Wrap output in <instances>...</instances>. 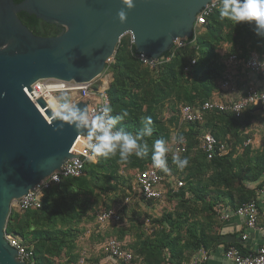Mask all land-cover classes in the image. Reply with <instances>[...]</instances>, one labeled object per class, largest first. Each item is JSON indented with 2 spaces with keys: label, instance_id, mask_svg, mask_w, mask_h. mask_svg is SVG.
I'll return each instance as SVG.
<instances>
[{
  "label": "trees",
  "instance_id": "obj_1",
  "mask_svg": "<svg viewBox=\"0 0 264 264\" xmlns=\"http://www.w3.org/2000/svg\"><path fill=\"white\" fill-rule=\"evenodd\" d=\"M218 7L209 16L208 23L189 39V44L164 53L171 55V59L153 67L143 64L128 35L122 37L110 65L112 79L107 94L113 109L111 114L127 112L116 129L122 128L134 136L143 127L142 119L151 117L153 132L140 141L147 143L149 151L143 158L133 154L122 160L117 152L108 158L86 159L83 174L63 178L52 185L44 192L41 207L12 208L6 231L20 236L33 249L34 264H77L80 258L78 238L84 232L83 223L95 219L100 211L113 208L122 191L128 192L127 198L131 200L140 196L149 204L159 202L135 191L132 181L143 170L154 167L152 145L158 139H163L169 148L165 154L169 170H161L165 177L164 200L178 204L174 210L151 219L156 227L152 234L143 236L142 232L134 242L125 244L133 251L135 261L190 264L200 249L217 253L221 245L222 250L236 245L242 253H248L239 238L232 242L223 240L227 236L242 235L244 228L224 233L227 222L220 218L218 206L235 211L240 205L257 200L260 209L257 224L264 227V204L260 194V190H264V140L261 148H255L251 132L257 118L264 115L253 111V106L240 116L231 111L202 110L203 120L193 122H184L180 115L182 104L201 108L221 92L230 55L236 54L244 60L251 58L254 51L264 55V41L257 38L252 27L248 23L237 24L221 18ZM18 15L36 34L60 32L51 33L50 29L42 32L37 26L41 20L35 15L26 12ZM221 50H224L222 54ZM194 58L196 63L192 64ZM261 75L264 79V71L259 73ZM102 83L98 78L94 88L98 89ZM258 90L264 91V87ZM173 131H176L177 140L183 138L180 144L185 147L184 152L175 153L170 143ZM202 132L212 133L223 142L227 153L220 151L208 158L202 148ZM174 155L187 158V166L178 168L173 163ZM179 181H183V185L178 186ZM111 192L116 196L112 197ZM102 204L106 207L99 210ZM90 213L93 214L89 216ZM238 219L245 223L243 218ZM119 221H114L118 227L117 236L106 240L123 241L128 229L124 228L126 222L122 217Z\"/></svg>",
  "mask_w": 264,
  "mask_h": 264
},
{
  "label": "water",
  "instance_id": "obj_2",
  "mask_svg": "<svg viewBox=\"0 0 264 264\" xmlns=\"http://www.w3.org/2000/svg\"><path fill=\"white\" fill-rule=\"evenodd\" d=\"M211 1L133 0L122 23V0H0V264H29L5 238L12 205L62 169L88 133L60 120L44 98L36 99L31 85L48 78L98 79L128 32L138 55L157 60L175 39L194 35L197 15ZM21 12L61 31L36 34ZM72 104L88 113V101ZM252 110L261 111L262 103Z\"/></svg>",
  "mask_w": 264,
  "mask_h": 264
},
{
  "label": "built area",
  "instance_id": "obj_3",
  "mask_svg": "<svg viewBox=\"0 0 264 264\" xmlns=\"http://www.w3.org/2000/svg\"><path fill=\"white\" fill-rule=\"evenodd\" d=\"M219 5V0H213L209 2L197 15L196 30H199L204 24L208 23L209 16L213 13L215 7ZM131 42L134 44V35L132 32H128ZM190 38H177L174 40L173 48H181L190 43ZM254 56L264 57L260 53L254 51L251 58L244 60L237 57L236 54L230 55L226 63L229 69L224 75L221 81V92L224 88L231 87L233 83L234 69L243 67L248 70L249 73L259 74V70L253 65L252 59ZM140 60L145 65L155 66L158 63L165 62L171 59V55H162L159 59H151L144 53L138 55ZM115 60V54L107 59V69H110V65ZM196 63V58L192 60V64ZM97 80V79H96ZM76 82L74 80L67 81L56 78L40 79L31 85V92L36 99L44 98L49 106V99L55 97L58 99V95L66 93L71 97V103L78 100H86L89 102L88 114L90 116L95 115L100 111L105 104L109 105V96L107 94V88L109 86L108 79L103 80L102 85L96 89L94 88V82ZM77 96V97H76ZM221 96V95H220ZM215 94V97L206 101L203 106L195 107L188 104H182L180 107V115L184 122H193L203 120L202 110H218V111H231L236 116H240L245 109L255 106L259 102L262 103V110L264 112V91H260L253 87H247L246 92L239 98L222 99ZM78 99V100H77ZM50 107V106H49ZM56 112V111H55ZM202 148L207 154L208 158H212L215 154L227 153L226 145L218 140L212 133L206 132L201 136ZM88 133L83 135V145L76 155L66 161L62 169L56 170L50 176L45 178L37 186L31 189L27 194L14 201L12 208L25 210L31 207H41L43 204L44 192L52 185L61 182L63 178L79 177L83 174L84 165L86 159H93L94 155L87 147ZM171 144L175 153L184 152L185 147L180 144V141L174 136L171 140ZM165 177L161 173V169L154 167L147 168L137 175L136 187L134 190L143 194L145 198L163 201L166 197V188L164 184ZM183 185V181H179L178 186ZM262 200L264 204V190H260ZM131 200L127 198L125 203ZM220 218L225 222L230 221L233 217H241L244 219L245 227L241 235L242 243L245 245L250 238V232L255 230H262L264 227L257 224L258 217L260 215V209L257 200H252L240 205L235 211L230 210L223 205L218 206ZM122 215L114 208L104 209L98 213L97 218L100 223H108L111 221L121 220ZM5 238L10 245L14 246L18 250L19 258L26 261L29 264H34V251L27 244H25L22 238L13 233H8L5 230ZM248 247V246H247ZM104 249L113 258L125 262L126 264H138L135 261V255L133 251L126 248L124 242L118 239H108L104 242ZM248 253L244 254L236 245H231L227 249L221 250V255L228 261V264H264V242L259 244L253 250L247 249ZM210 252L205 249H200L193 257L190 264H204L210 262Z\"/></svg>",
  "mask_w": 264,
  "mask_h": 264
},
{
  "label": "clouds",
  "instance_id": "obj_4",
  "mask_svg": "<svg viewBox=\"0 0 264 264\" xmlns=\"http://www.w3.org/2000/svg\"><path fill=\"white\" fill-rule=\"evenodd\" d=\"M122 7L117 16L120 22L127 19V10L134 7L133 0H122ZM217 11L221 18L235 23H248L260 41H264V0H219ZM252 63L259 70L264 71V57L254 56ZM56 116L74 125L76 128L88 130L87 147L94 156L108 158L119 153L122 160H127L131 155L143 158L147 155L149 148L147 143H140L144 136H151L153 132L151 117H144L141 121L143 127L135 136L116 125L127 116V112L113 116V109L105 104L95 115L90 116L85 110L71 103L70 97L64 93L58 97L54 105ZM180 137L179 141L182 142ZM169 148L163 139H158L152 145V162L154 166L167 172L166 153ZM173 163L180 169L188 164V159L173 156Z\"/></svg>",
  "mask_w": 264,
  "mask_h": 264
},
{
  "label": "rangeland",
  "instance_id": "obj_5",
  "mask_svg": "<svg viewBox=\"0 0 264 264\" xmlns=\"http://www.w3.org/2000/svg\"><path fill=\"white\" fill-rule=\"evenodd\" d=\"M101 78L102 80H110V78L112 79L111 69H107L105 73L102 74ZM217 93L219 96L221 95V92ZM260 113L261 115H264V112ZM251 132H253L254 140H256L257 138L256 143L253 141V145L255 146V148H261L264 140V117L257 118V120L252 125ZM175 134L176 131H173L171 138H173ZM202 135L203 132L201 136ZM131 175H134L135 177V173L133 171H131ZM135 178H132V181L136 184L137 178ZM134 186L136 187V185ZM118 192L120 191H116L117 195L119 194ZM127 193L128 192L123 193L122 191L113 206L114 209L120 212L123 221L126 222L123 226L124 228L128 229V232L126 233L122 241L126 245L128 243L134 242L137 239V236L142 232H144L143 236L152 234L154 228L156 227L153 226L151 219L153 217L160 216L162 213L174 210L178 204L177 201L168 202L167 200L159 201L154 204H149L140 196H136L132 198V200H130L128 203H125L127 200ZM111 195L112 197L116 196L115 192H111ZM105 207L106 205L102 204L99 210ZM92 214L93 213H90L89 216ZM200 220H203V217H201ZM120 222L121 220L119 221V223ZM135 222H138L139 225H137ZM134 223L136 224V227ZM83 224L84 232L80 234L78 238L80 258L78 259L79 261L77 264H121V261L119 262V260L115 258H110L109 256H106L105 253L107 254L108 252H106V250L104 249L105 240L110 236H117L118 234V232L116 231L118 228L116 223L114 221L108 223H100L96 214L95 219L93 218L92 220H90L89 223ZM137 263L144 264L143 262Z\"/></svg>",
  "mask_w": 264,
  "mask_h": 264
},
{
  "label": "crops",
  "instance_id": "obj_6",
  "mask_svg": "<svg viewBox=\"0 0 264 264\" xmlns=\"http://www.w3.org/2000/svg\"><path fill=\"white\" fill-rule=\"evenodd\" d=\"M221 54L224 52V50L220 51ZM101 81L103 82L102 78L99 77ZM106 80V79H105ZM110 80L108 82L110 83ZM108 83V84H109ZM253 87L256 89H260L261 87H264V79L263 76H259V74H252L251 72L249 73L248 70H245L243 67L234 69V74H233V83L231 87L229 88H224L221 92V98L222 99H230V98H239L241 95H243L246 92L247 87ZM77 97V96H76ZM78 100V99H77ZM263 112V111H259ZM256 140L254 142L256 143ZM234 220V221H233ZM244 222V219H241ZM245 227V223H241V221L238 219V217H233L230 221H227V224L223 230L224 233L228 232H234V231H239L241 228ZM250 238L247 244L245 246L247 249L253 250L256 248L259 244L264 242V232L262 230H255L250 232ZM241 240V235L238 237L234 236H227L224 237V241L232 242L236 239ZM223 246H220V249L215 252H210V258L211 261L208 262V264H228V261L222 257L221 255V250ZM106 254V253H105ZM106 256H109L110 258H113L112 256L109 255V253L106 254ZM120 262V260H119Z\"/></svg>",
  "mask_w": 264,
  "mask_h": 264
},
{
  "label": "flooded vegetation",
  "instance_id": "obj_7",
  "mask_svg": "<svg viewBox=\"0 0 264 264\" xmlns=\"http://www.w3.org/2000/svg\"><path fill=\"white\" fill-rule=\"evenodd\" d=\"M37 26L39 29H41L42 32L46 31L47 29H50L51 33H54L56 31H61L60 27H58L56 25L49 24L43 20L38 21Z\"/></svg>",
  "mask_w": 264,
  "mask_h": 264
},
{
  "label": "bare ground",
  "instance_id": "obj_8",
  "mask_svg": "<svg viewBox=\"0 0 264 264\" xmlns=\"http://www.w3.org/2000/svg\"><path fill=\"white\" fill-rule=\"evenodd\" d=\"M49 106L53 109V111L55 112L56 110H55V107H54V105H55V103L57 102V99L53 96V97H51L50 99H49ZM48 106V107H49ZM56 113V112H55ZM96 159V156H94V158L93 159H91V160H95Z\"/></svg>",
  "mask_w": 264,
  "mask_h": 264
}]
</instances>
